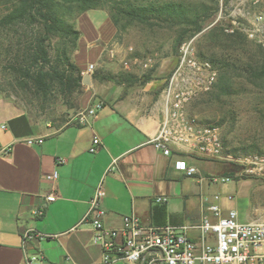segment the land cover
<instances>
[{
	"label": "crops",
	"instance_id": "0c3cea01",
	"mask_svg": "<svg viewBox=\"0 0 264 264\" xmlns=\"http://www.w3.org/2000/svg\"><path fill=\"white\" fill-rule=\"evenodd\" d=\"M76 29L79 38L72 60L81 68L82 78L89 65L94 72L89 74L90 85H83L75 110L79 115L94 109L93 117L86 116L85 124L75 120L56 130L0 98V264H22L25 248L28 254L40 253L45 264H99L101 250L93 242L94 231L80 223L99 185L106 228L119 229L124 217L135 216L147 226H191L189 236L197 240L194 227L205 216L213 219L207 207L218 193L209 183L236 176L235 164L224 158L175 148L176 157H167L151 142L164 120L163 88L178 65L175 58L155 64L150 80L142 83L139 79L147 69L136 64L123 68L121 60L108 56L116 28L106 11L83 13ZM95 74L113 79L99 80ZM94 138L99 145L90 153ZM28 140L35 143L29 145ZM182 158L197 169L194 177L175 170V161ZM53 171L55 183L48 179ZM253 181L248 202L239 197L244 187L234 191L238 200L233 202V197H226L232 191L225 186L221 192L225 196L218 195L217 201L223 213L235 211L241 223L264 222V184ZM53 188L55 199L47 202ZM26 230L52 237L23 247Z\"/></svg>",
	"mask_w": 264,
	"mask_h": 264
},
{
	"label": "trees",
	"instance_id": "16d2710c",
	"mask_svg": "<svg viewBox=\"0 0 264 264\" xmlns=\"http://www.w3.org/2000/svg\"><path fill=\"white\" fill-rule=\"evenodd\" d=\"M229 0H225V4ZM90 10L107 11L116 30L125 26L155 27L174 31L172 49L198 35L219 11L217 0H0V47L2 60L18 86L44 103L61 98L76 109L82 94V71L72 60L79 31L77 19ZM122 24V26H121ZM4 35V38H3ZM57 40L56 54L50 47ZM249 42L239 30L228 34L220 24L201 37L200 58L217 70L215 89L206 100L222 108L223 98L243 91L245 82L264 88V51L256 46L251 53ZM152 70L139 81L150 80ZM112 80L109 74L96 76ZM123 80L128 75H121ZM225 116V114H224ZM60 125L56 130L60 129ZM218 125H221L218 123ZM224 146L228 144L226 138ZM264 140H255L248 149L264 156ZM247 149V148H246ZM230 152V151H229ZM235 164V163H234Z\"/></svg>",
	"mask_w": 264,
	"mask_h": 264
},
{
	"label": "built area",
	"instance_id": "2783aa9c",
	"mask_svg": "<svg viewBox=\"0 0 264 264\" xmlns=\"http://www.w3.org/2000/svg\"><path fill=\"white\" fill-rule=\"evenodd\" d=\"M226 32L233 33V29ZM247 33L249 38H257L256 31ZM185 64L186 59L182 58L179 68L163 92L165 108L170 109L151 142L167 157H176L172 151V148H175L210 159H222L223 147L217 128L200 125L193 118L183 115L182 105L197 90L195 88H203L209 83V78H204L202 72L201 78L185 79ZM124 66L127 64L124 63ZM205 66L208 67L207 64ZM196 71H199V68ZM93 72L94 66L89 65L86 73ZM94 115L95 110L89 109L87 113L79 116L78 122L85 124L86 116ZM26 143L32 145L35 142L28 140ZM37 143L41 141L38 140ZM98 145L99 140L94 138L89 152L95 153ZM235 162L241 165V176L264 179V156L248 155ZM174 168L190 178L198 172L194 166L187 164L184 158L175 161ZM48 179L55 183L57 172L53 171L48 175ZM213 182L227 183L229 179L213 178ZM103 196L102 187L99 185L94 190L89 208L80 222L90 225L94 231L93 242L101 250L99 264H114L118 261L127 264H264V222L241 223L237 220L235 211L223 213L217 204L218 195L214 196V203L207 207L213 219L205 216L201 223L194 227L198 230L197 240L189 236V231L193 229L191 226H147L135 216L124 217L119 229L106 228L103 224L105 213L100 208ZM45 199L47 202L55 199L54 188ZM160 201L157 199V202ZM36 214L41 215V210ZM44 237L52 236L26 230L22 233L23 247L29 241ZM24 251L22 264H45L40 253L28 254L26 248Z\"/></svg>",
	"mask_w": 264,
	"mask_h": 264
},
{
	"label": "rangeland",
	"instance_id": "374dc122",
	"mask_svg": "<svg viewBox=\"0 0 264 264\" xmlns=\"http://www.w3.org/2000/svg\"><path fill=\"white\" fill-rule=\"evenodd\" d=\"M210 3V0H206ZM219 2V11L207 22L201 33L182 43L177 52L172 49V42L175 36L174 31L155 27L153 29L142 26H125L121 30H116V35L112 42V53L108 56L112 59L121 60L123 68H128L130 64L140 65L148 74L155 64L162 60L173 57L177 60V67L171 70L163 92L168 87L174 73L180 66L182 58L186 59L183 67L185 79L201 78V72L209 78V83L203 88H195V92L182 105L183 115L194 119L200 125L217 128L222 143V157L226 162L235 163L236 176H225L229 182L222 184L209 183L212 189H215L218 195H222V190L230 188L232 192L226 195L233 197L237 201V191L239 186L244 187L239 196L245 202L250 201L252 186L257 180L264 184L263 178H248L241 176V165L235 161L248 155H256L250 149L249 144L255 140H264V88L255 87L245 82L243 91L232 95L230 98H223L224 106L208 102L206 100L209 93L215 89L217 81V70L208 60L200 58L198 52L201 47V37L212 26L220 24L226 30H239L245 36L249 45L246 47L249 52H253L256 46L264 51V0H217ZM107 12V11H106ZM122 26V24H121ZM248 31H256L257 38H249ZM231 34L230 32H226ZM4 38V35H3ZM0 39L2 36L0 35ZM262 42L260 43L259 41ZM57 40H53L50 47L51 57L56 54ZM2 47H0V98L10 101L17 105L35 122H49L52 129L63 125L65 122L78 121L81 114L76 115L77 111L71 108L69 104L58 98L54 103H44L33 97L27 89L22 90L17 81L11 77L9 69L5 66L2 58ZM124 63L127 66H124ZM194 63V65H190ZM190 66H188V65ZM208 65V67L205 66ZM146 65V67H144ZM199 68V71L196 69ZM149 69V70H148ZM143 74V75H144ZM153 75V74H152ZM207 75V76H206ZM170 109V108H169ZM165 108V114L169 111ZM225 114V116H224ZM220 123L221 125H218ZM228 144L224 146V139ZM261 147V146H260ZM247 148V149H246ZM264 151V147H261ZM230 151V152H229ZM238 173V175H237ZM221 177V176H217ZM243 180L236 182L234 179ZM222 192V193H221Z\"/></svg>",
	"mask_w": 264,
	"mask_h": 264
},
{
	"label": "water",
	"instance_id": "95a60500",
	"mask_svg": "<svg viewBox=\"0 0 264 264\" xmlns=\"http://www.w3.org/2000/svg\"><path fill=\"white\" fill-rule=\"evenodd\" d=\"M90 79H91V77L89 74H86L85 76H83L82 85L89 86L90 85Z\"/></svg>",
	"mask_w": 264,
	"mask_h": 264
}]
</instances>
